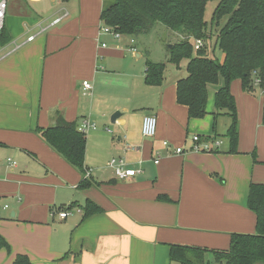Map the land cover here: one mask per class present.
Returning a JSON list of instances; mask_svg holds the SVG:
<instances>
[{"label":"crops","instance_id":"0c3cea01","mask_svg":"<svg viewBox=\"0 0 264 264\" xmlns=\"http://www.w3.org/2000/svg\"><path fill=\"white\" fill-rule=\"evenodd\" d=\"M49 1L54 10L40 14L10 0L28 28L6 26L0 36V205H8L0 236L9 250L15 244L11 264L18 254L32 264H171L173 244L226 250L233 233H255L248 196L252 184H264L263 89L232 82L239 140L231 152L229 112H218L211 94L208 114L190 118L177 98L187 72L165 71L149 84L147 63L155 61L133 36L116 47L101 31L105 0ZM146 115L158 119L155 137L142 133ZM60 117L89 124L85 174L36 132ZM194 135L208 148L194 149ZM113 158L135 175L117 177ZM83 179L89 185L80 187ZM90 202L99 209L85 217ZM8 226L20 227L24 245Z\"/></svg>","mask_w":264,"mask_h":264},{"label":"trees","instance_id":"16d2710c","mask_svg":"<svg viewBox=\"0 0 264 264\" xmlns=\"http://www.w3.org/2000/svg\"><path fill=\"white\" fill-rule=\"evenodd\" d=\"M207 1L111 0L104 5L101 20L103 26L112 27L126 36L149 34L159 23L177 32L180 40L168 46L170 60L178 66L187 61V74L177 81L178 102L188 107L190 118H204L208 114V87L222 77L224 84L215 94V105L218 112L227 111L232 118L225 136L229 140L230 151L236 152L238 115L231 84L235 79H241L243 88L253 91L257 78L260 80L257 86L264 91V0H218L212 23L216 20L218 25L225 15L228 19L214 45L207 42L210 39L205 19ZM196 38L205 40V45L197 51L194 48ZM217 49L223 53L222 62L216 58ZM164 73V63L148 61L146 81L149 84L160 83ZM36 132L69 163L86 173L87 135L76 123L60 117L55 125L39 127ZM87 185L89 181L83 179L80 187ZM248 205L257 213L255 233H233L230 248L226 250L173 244L170 249L171 263L264 264V184L251 185ZM98 209L90 202L84 216ZM1 248H10L2 236ZM12 264L32 262L27 254H18Z\"/></svg>","mask_w":264,"mask_h":264},{"label":"rangeland","instance_id":"374dc122","mask_svg":"<svg viewBox=\"0 0 264 264\" xmlns=\"http://www.w3.org/2000/svg\"><path fill=\"white\" fill-rule=\"evenodd\" d=\"M28 7H30L35 13L43 11L44 13L50 14L54 10V5L49 0H25ZM111 0H105V3L108 4ZM218 4V0H209L206 3L205 7V19L208 24L207 27V35L210 36L208 39V43L210 42L212 45L215 44L216 38L220 29L226 24L228 16H224L219 24H216V20L213 21L214 10ZM21 12L15 7H9L8 15L6 17V26L11 28L14 31H21L27 29V21L20 14ZM40 14H42L40 12ZM44 17V16H43ZM105 33V32H104ZM105 35H109L112 39L116 40V47H120V44L124 45L130 42V38H126L121 35L116 37L113 34L105 33ZM136 40V48L143 52L144 55L149 57L151 60L155 62H161L165 64L166 74L171 76L172 74H185L186 73V62L182 61L180 63V68H178L177 64L173 63L170 60V56L168 53V46L175 44V42L180 40V37L177 32L173 31L169 27L164 24H158L151 33L146 35L133 36ZM204 38V37H203ZM213 46H211L212 49ZM214 51V50H213ZM216 58L222 62L224 60L223 53L221 50H216ZM224 80L222 77L219 78L218 82L215 84H210L208 87V95H214L218 89L223 86ZM227 119V118H226ZM223 141L225 137H220ZM6 225L0 222V228L3 229ZM9 233L14 237L16 245H24L25 240L22 237V232L20 227H9L7 228ZM11 249L8 251L7 249H0V264H11L12 258L15 253V244L11 243ZM171 264H179L177 262H172Z\"/></svg>","mask_w":264,"mask_h":264},{"label":"built area","instance_id":"2783aa9c","mask_svg":"<svg viewBox=\"0 0 264 264\" xmlns=\"http://www.w3.org/2000/svg\"><path fill=\"white\" fill-rule=\"evenodd\" d=\"M55 1H63V0H55ZM9 6H10V0H0V34H2L6 28V17L8 15ZM67 15H68V12L66 11L63 16L54 19V21L52 22V25L60 22L62 20V18L67 16ZM101 31H103V33L105 32V33L113 34L116 37H119L122 35L120 32L115 31L112 27H109V26L101 27ZM33 38L34 37H30V40ZM204 45H205V40L203 38H196L194 40V48L196 51L199 50L200 48H202ZM0 49H1V47H0ZM254 84L259 85L260 80L255 78ZM82 86H83L85 91H89L93 88L92 83L90 81H87V80L83 81ZM88 127H89V124L87 122H85V124L80 128V130L83 132H86ZM93 127L95 128V125H93ZM157 130H158V119H157V117L155 115H146L144 117L143 123H142L143 135L146 137H155L157 134ZM192 138L196 143V146L194 147V149L199 150L201 147H204V146H205V148H208L207 143L205 145H203L200 135H194ZM164 144L169 145L168 142H164ZM176 151H177V153H181V152H183V148L177 147ZM7 160H8V163L10 165H13V166L17 165L16 161L12 160L11 158H8ZM110 166L114 168L115 174L119 178H125L127 176L135 175V173L137 172L134 169H126L124 162L122 160H118L116 158H113L110 161ZM88 175L87 176L85 175V177H88ZM6 208H8L7 204L0 205V219L2 218L3 209H6ZM59 215L61 218L64 219L69 215V213H68V211H62L59 213Z\"/></svg>","mask_w":264,"mask_h":264},{"label":"water","instance_id":"95a60500","mask_svg":"<svg viewBox=\"0 0 264 264\" xmlns=\"http://www.w3.org/2000/svg\"><path fill=\"white\" fill-rule=\"evenodd\" d=\"M118 114H119V113H117L116 115H114V116L112 117V121H115L116 116H117Z\"/></svg>","mask_w":264,"mask_h":264}]
</instances>
